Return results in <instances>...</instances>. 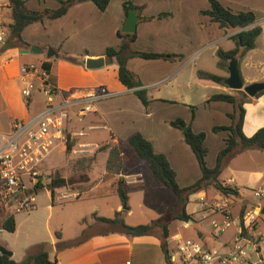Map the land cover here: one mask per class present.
I'll return each instance as SVG.
<instances>
[{"label":"crops","instance_id":"1","mask_svg":"<svg viewBox=\"0 0 264 264\" xmlns=\"http://www.w3.org/2000/svg\"><path fill=\"white\" fill-rule=\"evenodd\" d=\"M23 1L29 10L43 11L58 9L61 1L64 0ZM132 1L141 9H136L140 19L134 33L135 39L130 44L131 50L180 55L179 58L170 60H145L138 57L128 60V69L141 82V88L147 91L150 104L145 107L133 90H129L119 81L118 64L114 57L109 66L99 69L86 68L87 59L102 58L107 55L108 49H118L122 43L128 41L127 38L119 35V33L126 34L121 31L127 20L122 0H116L114 3L110 0L105 11L99 10L93 2L87 1L70 7L68 12L60 18L45 19L43 22L28 25L22 33V39L26 44L24 48L2 51L3 45L0 46V133L9 132L13 120H29L45 108L46 98L42 87L52 91L56 104L66 98H74L76 102H81L78 104L82 105L92 97L94 106L92 113L78 118L76 117L77 107H73L66 121V129L71 136L78 132H83L85 135L74 138L70 142L72 145L70 151L68 146L60 145L49 157L54 154L64 156L67 154L76 160L95 157L94 165L100 157H103L105 159L103 174L107 175L106 162L109 149L126 141L134 134H141L151 142L157 153L167 157L176 172L179 185L185 188L200 179L201 171L194 153L184 141L182 130L173 127L170 122L182 119L195 133H205V146L216 165L217 156L225 146L228 132L214 133L212 131L218 125L214 121L210 123L213 119L209 117L211 110H207L206 105L212 95L234 93V90L226 85L222 86L197 77V71H207L197 67L194 60L196 48L193 45L194 43L204 44L206 48V44L207 46L215 44L212 54L216 55L218 49L225 51L233 49L234 44L230 38L241 30L221 29L217 23L211 22L208 17L202 15L201 11L209 8V0H201L208 1L207 7L205 2L200 4V0ZM220 2L233 12H253L257 19L251 27H261V36H264V0H220ZM164 13L170 16L155 18ZM11 21L10 8L6 19L9 27ZM32 46L43 49L45 53H20L21 50H30ZM50 48L57 56L49 59L46 52ZM256 50L257 45L238 65L241 78L247 85L264 82V49L260 52ZM63 54L77 59L78 62L62 59ZM43 62L50 65L46 82L43 84L41 80L35 79L36 90L32 97L25 101L21 96V67L29 64L41 67ZM219 76L227 78L228 74ZM101 92H105L107 96L101 99L93 98ZM196 96L199 99L197 103ZM192 108H197L196 111L200 114L197 115ZM244 109L242 132L246 137H251L257 130L264 128V93L244 104ZM228 114L230 112H224L225 116ZM207 124L208 127H206ZM230 125L231 121L227 126ZM214 143L213 148L211 146ZM78 144L90 145L89 151L84 154L76 153ZM210 148H212V154ZM56 167L58 166L47 170L42 166L41 173L54 172ZM111 177L114 179L111 183L114 188L112 193L116 195L117 180L122 178L125 186L138 187L144 185L146 171L122 172ZM219 179L236 187L239 196H223L212 187L194 191L189 196L186 206V213L192 216V220L173 221L172 223L177 222L179 225L175 228H170L172 223L169 225L170 238L175 234L181 235L179 232L181 229L190 230L191 226L199 221V210L192 206L198 204L203 209L202 212H205L212 220V230L209 234L196 231L205 247L211 249L213 242L220 243L223 248L217 251L225 253L233 250L238 244L241 210L244 208L245 213L253 209L260 212L264 208V197L255 196L256 191L264 190V152L250 149L235 155L226 161ZM105 185L108 183L95 184L82 194L100 190ZM39 190L38 187L36 192ZM69 190V188L55 189L53 198L51 194L52 202L55 201L58 192ZM200 197H205V202L202 204L199 201ZM77 198L78 196L75 199ZM225 205L228 206L231 224L221 234L216 235L213 223L222 225L225 221L223 213L217 206ZM8 208L13 209L9 206L7 211ZM95 208L98 209V206ZM122 209L121 202L112 207L114 215ZM131 215L132 210L129 208L124 216L125 224ZM217 217H221L220 222L215 219ZM127 225L130 226V224ZM247 233L251 235L249 240H251L252 250L241 264H259L258 260L264 254V215L258 216L253 231ZM53 243L54 240H52L54 248ZM239 244L245 245V242L240 241ZM39 245L36 244V246ZM5 248L8 247L5 246ZM27 250L29 251L30 248ZM12 253L13 259L14 252ZM254 257L256 261H253ZM54 258V261L50 259L53 264H167L161 242L156 234L128 237L115 231L95 233L78 246L55 251Z\"/></svg>","mask_w":264,"mask_h":264},{"label":"trees","instance_id":"2","mask_svg":"<svg viewBox=\"0 0 264 264\" xmlns=\"http://www.w3.org/2000/svg\"><path fill=\"white\" fill-rule=\"evenodd\" d=\"M87 1L93 2L101 11H105L110 3V0H64L61 1L60 7L56 10L32 11L26 7L23 0H9L12 21L10 23V35L8 40L14 44L15 48H24L26 44L22 39V33L28 25L36 22H43L45 19L60 18L68 12L70 7ZM122 1L126 16H128L129 11L131 10H140L139 7L134 6L130 0ZM201 14L208 17L211 22L217 23L221 29L241 30L230 38L234 44L233 49L228 51L218 49L216 52V56L218 57V68L224 70L228 74V65L233 58L238 60L239 65L245 55L256 48V41L262 35V28L259 26L251 27L255 24L257 19L253 12H233L231 9L224 7L220 0H209V8L201 11ZM168 16H170V14L164 13L155 18ZM146 19L149 20L152 18ZM119 35L127 38L128 41L122 43L118 49H108L106 54L116 59L118 64L119 81L129 90H133V93L138 97L141 103L147 107L150 104L147 91L141 88V82L136 75L128 69V60L133 57L145 60H170L179 58L180 55L135 52L132 51L130 47V44L135 39V34L129 35L119 33ZM61 58L70 62H78L77 59L65 54H63ZM41 67L49 73L50 65L48 63H41ZM196 75L201 80L225 86V77L200 70L197 71ZM237 93H240L239 96L236 93L216 94L212 95L208 100V102H226L234 106V112L229 115L231 125L216 126L212 129L214 133H219L221 131L228 132V136L225 139V146L220 150L214 168H209L207 165L208 150L205 146L206 134L203 132L195 133L191 126L187 125L182 119L170 122L173 127L182 130L184 141L194 153L201 171L200 179L189 187L183 188L179 186L176 172L171 167L167 157L164 154L157 153L151 142L145 139L141 134H134L126 141L112 146L109 149V155L106 162L107 175L111 176L122 172L135 173L145 170L146 181L144 185L127 187L122 178L117 180L115 182L116 195L120 198L123 209L120 212H116L114 217L110 219L98 217L96 214H93L95 228H91V225H88L83 230L82 234L73 240L60 242L61 234L56 232L55 237L58 239V242L56 243L57 251L78 246L88 240L91 235L98 232L110 233V231H115L128 237L156 234L161 242V248L164 252L166 263L175 264L171 261L170 256L169 225L173 221L189 222L192 220V216L186 213L189 196L194 191L212 187L223 196L238 197L239 191L236 187L230 186L219 179L226 161L235 155L250 149L264 152V128L257 130V132L251 137H246L242 132V124L245 117L244 104L251 102L254 98H258L264 93V91L258 93L254 98H250L243 91H237ZM67 146L68 151H70L72 145L69 143ZM94 163L95 157L81 158L77 159L72 166L76 173L79 172V176L83 179L82 182L88 181V174L86 173L92 169ZM49 179L50 183L48 186L52 198L54 197L55 189L68 188L73 184V179L62 177L59 170L54 171L53 174L49 176ZM38 187H43L40 182ZM153 187L169 188L177 196V203L167 209L164 218L156 220L152 224L138 226H128L125 224L124 216L129 209L127 205L128 194L137 189H151ZM85 191L86 190H80L78 198ZM6 211L7 206H0V219H2L1 226L3 230L13 233L16 230V221L12 213L4 215V212ZM244 214L245 209L243 208L240 212L241 225ZM82 223L83 225H86L85 220ZM242 238L249 240L251 235H249L246 230L242 229L239 239ZM0 264H53V262L49 258L47 248L42 244L32 247L21 262H16L14 259L0 254Z\"/></svg>","mask_w":264,"mask_h":264},{"label":"rangeland","instance_id":"3","mask_svg":"<svg viewBox=\"0 0 264 264\" xmlns=\"http://www.w3.org/2000/svg\"><path fill=\"white\" fill-rule=\"evenodd\" d=\"M114 2H116V0H113V3ZM130 2L134 6L138 7L132 0H130ZM202 2L205 1H201L200 4ZM205 3L207 7L208 1ZM139 9H141V7H139ZM256 43V51L260 52L264 49V36H260ZM193 46L196 48L194 60L199 69H203L216 75L226 74L224 70L219 69L217 66L218 57L215 54H212L215 44H210V46H207L206 44V48L204 44L199 45L194 43ZM234 93L238 96L240 94L237 93V91H234ZM195 99V102L197 103L199 101L197 96ZM206 108L207 110H211L209 117L213 120H211L210 123L214 121V123L218 126H227V124L230 123L231 119L229 115L234 112V106L232 104L211 101L207 103ZM192 109L195 111L197 110V108ZM226 111L230 112L228 116L224 115V112ZM195 113L197 115L200 114L198 111ZM206 127H208V124ZM211 147L214 148L215 143ZM211 150L212 148H210V152ZM104 161L105 159L103 157L98 159L92 169L86 173L88 174V181L86 182H82L83 179L79 176V172L76 173L74 171L72 166L76 162V159L72 158V156H67V154L66 156L54 154L45 161L43 166L47 170L58 166L53 171L59 170L61 175H65L66 178L69 177L73 179V184L68 187L70 190L65 191L66 193L78 194V192L80 193V190L87 191L93 185L99 183H108V185L103 186L100 190L84 193L77 199L73 196L69 199H61L60 201H57L56 198L58 196L56 195L55 201L52 202L51 191L49 190L48 185L50 183L49 176L52 175L53 172H42L39 182L43 187H39L40 190L38 192L32 191V195L35 199V209L16 213L8 208V211L4 212V215H9L10 213L14 215L16 230L13 233L6 230H0V243L4 247L7 246L8 250L14 252L13 259L16 262L23 261L27 255V249H31V246L35 247L36 244H44L50 253V259L54 261L55 251L57 252L56 243L58 242V239L55 237L56 232L61 234V240H59L60 242H67L79 237L88 225H91V228H95L93 213H96L102 218L110 219L114 217L112 207L119 204L121 200L118 196L112 193V190H114L111 185L114 181L113 177L103 174ZM207 165L209 168H213L215 166V163L210 157V153L207 157ZM176 203L177 196L167 187L151 189L141 188L131 191L128 194L127 205L132 210V215L127 218L126 223L130 224V226L152 224L154 221L164 218L166 216L167 209ZM95 206H98V209H96ZM192 206L199 210L198 215L200 219L191 226L190 230L181 229L179 232L185 238L200 241L204 244L201 238L198 237L196 231L209 234L212 230V220L205 212H202L203 209H201L198 204H194ZM215 219L218 222L221 221V217H217ZM84 220L86 221V225H83L82 223ZM1 222L2 219H0V226ZM177 225H179V223H172L170 228H175ZM52 240H54V248L52 247ZM222 248L223 247L220 243L213 242L211 244V249L220 251ZM53 249H55V251H53ZM253 261H256V257L253 258Z\"/></svg>","mask_w":264,"mask_h":264},{"label":"built area","instance_id":"4","mask_svg":"<svg viewBox=\"0 0 264 264\" xmlns=\"http://www.w3.org/2000/svg\"><path fill=\"white\" fill-rule=\"evenodd\" d=\"M10 11L9 0H0V46L9 38L10 27L6 23ZM48 72L34 64L21 67V96L28 101L36 85L35 79L45 84ZM45 94V108L29 120L15 119L11 123L9 132L0 133V206L12 207V211L20 213L35 209V199L32 191L38 190L41 168L47 158L58 146H67L74 138L83 137V132L71 136L66 129V121L73 107H77L76 117L82 118L94 111L93 99L86 101V104H78L74 98H66L56 104L52 91L42 87ZM101 92L94 99L106 97ZM90 145L78 144L76 153L84 154L89 151ZM58 201L77 197L78 194L58 192ZM258 198L264 197V190L255 192ZM200 203L205 202V197L199 198ZM225 217L222 225L213 223V230L216 235L221 234L230 227L228 206H217ZM259 210L247 211L242 217V225L239 227V234L242 229L247 232L253 231ZM244 241L245 245L239 244ZM169 246L171 261L175 264H241L252 250L250 240L238 239L233 250L222 253L205 247L200 241L183 238L175 234L170 238ZM264 264V254L258 260Z\"/></svg>","mask_w":264,"mask_h":264},{"label":"water","instance_id":"5","mask_svg":"<svg viewBox=\"0 0 264 264\" xmlns=\"http://www.w3.org/2000/svg\"><path fill=\"white\" fill-rule=\"evenodd\" d=\"M139 16L136 10H131L128 13L126 23L122 27L121 31L126 34H134L136 32L137 23L139 21ZM15 46L11 41H7L3 44L1 50L6 51L8 49H14ZM21 54H44L45 51L37 46H32L30 50H21ZM47 58L56 57L57 54L55 51L50 48L46 52ZM113 62V58L109 55H106L102 58L98 59H87L85 62V66L88 69H99L104 66H109ZM224 84L231 90L234 91H243L250 98L256 97V95L262 91H264V82H256L247 86H244V82L241 78L239 68H238V60L233 58L228 65V77L225 79ZM184 129V128H183ZM261 215H264V208L260 211ZM0 229L2 227L0 226ZM0 254L5 255L9 258H12V251L8 250L0 243Z\"/></svg>","mask_w":264,"mask_h":264}]
</instances>
